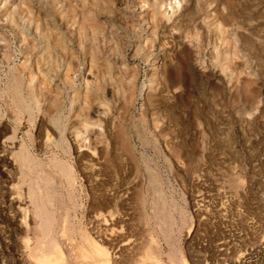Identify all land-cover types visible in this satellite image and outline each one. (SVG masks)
Here are the masks:
<instances>
[{
	"label": "rangeland",
	"instance_id": "obj_1",
	"mask_svg": "<svg viewBox=\"0 0 264 264\" xmlns=\"http://www.w3.org/2000/svg\"><path fill=\"white\" fill-rule=\"evenodd\" d=\"M39 1L3 0L2 9L49 21L61 56L77 59L67 80H86L88 69L105 79V114L81 126L64 92L60 127L48 130L36 108L19 113L15 76L24 89L29 72L50 92L62 83L43 77L30 34L0 17V264H264V0H64L63 21L83 24L96 54L65 30L61 0ZM40 169L55 177L56 195Z\"/></svg>",
	"mask_w": 264,
	"mask_h": 264
},
{
	"label": "bare ground",
	"instance_id": "obj_2",
	"mask_svg": "<svg viewBox=\"0 0 264 264\" xmlns=\"http://www.w3.org/2000/svg\"><path fill=\"white\" fill-rule=\"evenodd\" d=\"M41 1V0H40ZM39 1V2H40ZM44 3V2H43ZM60 12H59V18L60 20L62 19V16H66L71 12V9L68 8V4L65 5V1L61 0L60 2ZM3 0H0V17L2 18V20L6 22H9L10 25L14 26V27H18L20 28V30L26 31L30 34L31 38L34 40L35 42V51L34 53H36L37 58H38V66L41 67V71L43 72V77L44 78H57L55 79L57 81V83H62V85L60 86V88H55L52 92L48 91V89H44L42 86H36V83H38L36 81V75L32 72H29V70L27 72H29V79L27 78V83L25 89L22 87L23 85V81L20 79L19 76H15L14 80H13V84L11 89L10 94H12V98L13 101L12 103H14L15 108L17 109V111L20 113H25L27 114L29 117L32 115V108H36L37 112H38V116L40 118V123H42L43 125H45L48 130H49V126L51 125H55V126H59V112L61 111L62 105H63V99L61 97V94L67 93V95L69 96V100H70V113H71V118H73L75 120V122H79L82 123L81 126L83 125V127L87 126V119L90 115H101V114H105L102 109V106H100L99 103H101L100 99H101V90L103 89L104 83L103 80H105L104 78H98L99 76L95 75L97 74V72L94 73H90V69H88V73L86 72V75L84 78H87L84 81H81L78 84L73 85L72 82H69L68 79L70 78V70L69 68H71V64H76V60L71 58L68 60L65 57L63 58L61 56L63 52V47H61V42L62 40H60V36L57 35L55 33V31H53V29L49 26V21L47 19L42 20H37L32 18H21L18 15L17 16H12L9 17V15L7 14V12L5 10L2 9L3 6ZM42 4V3H41ZM150 17L153 20H158L159 18V3L158 1H151L150 5ZM64 8V9H63ZM101 10H103L102 8H100ZM8 10V9H7ZM15 12V11H14ZM85 13V12H84ZM89 13V12H88ZM13 14V13H12ZM46 18V16H45ZM63 21V19H62ZM73 23L69 22L68 20L63 21V26L65 27V30L69 31V33L73 34L72 29L76 28V33L77 35L82 39V41L85 43V47H87V49L89 50V52H91L92 54H96L95 49L87 43V37H88V33H87V29L83 24H80V26L78 27V25L76 24L74 25V21L72 20ZM89 23V22H88ZM73 24V25H72ZM91 25V24H90ZM89 25V26H90ZM94 27V25H91ZM5 28V27H4ZM12 28V27H11ZM89 28V27H88ZM19 30V31H20ZM90 33V32H89ZM27 36V35H25ZM70 36V35H69ZM24 38V37H23ZM100 38V37H99ZM77 39V38H76ZM28 40V39H27ZM21 41V39L19 40ZM24 41V40H23ZM81 41V40H80ZM22 42V41H21ZM78 42V41H77ZM33 43V41H32ZM63 44V43H62ZM32 45V44H31ZM243 45L244 47H248L250 48L252 46V44L249 41H243ZM24 47V46H23ZM102 48V47H101ZM19 49H21L19 47ZM132 49V48H131ZM28 50V49H27ZM26 49H24V51H27ZM7 53V52H6ZM29 53V52H28ZM116 53V52H115ZM30 54V53H29ZM27 55V53L25 54ZM32 55V54H31ZM66 55V54H64ZM63 55V56H64ZM60 58L61 63L58 61V59ZM24 60V59H23ZM92 60V59H90ZM69 61V62H68ZM59 62V63H58ZM88 62V61H87ZM98 62V61H97ZM80 63V62H79ZM89 63V62H88ZM64 64V65H63ZM66 64V65H65ZM28 65V64H27ZM88 65V64H87ZM95 65V64H94ZM98 65V64H97ZM101 65V64H100ZM99 65V66H100ZM77 66V65H76ZM85 66V65H84ZM83 66V67H84ZM90 66V65H89ZM29 67V66H28ZM74 67V66H73ZM78 67V66H77ZM88 67V66H87ZM109 67V66H108ZM86 69V67H84ZM89 68V67H88ZM19 69V68H18ZM22 71L24 72L26 68V65H23L21 67ZM105 69V68H104ZM103 69V70H104ZM100 70V69H99ZM20 71V69H19ZM76 71V69H75ZM98 71V70H97ZM99 72V71H98ZM20 73V72H18ZM16 74V73H15ZM21 74V73H20ZM24 74V73H23ZM111 74L110 69L106 70L104 72V75L109 76ZM38 75V73H37ZM73 75V74H72ZM101 77V76H100ZM42 78V77H41ZM68 79V80H67ZM80 79V78H79ZM47 80V79H46ZM52 80V79H51ZM62 81V82H61ZM107 81V80H106ZM41 82V81H40ZM48 83V82H47ZM53 83V82H52ZM41 84V83H39ZM38 84V85H39ZM44 84V83H43ZM103 84V85H102ZM46 85V84H45ZM43 85V86H45ZM109 85V84H108ZM11 86V85H10ZM47 86V85H46ZM49 86V85H48ZM54 86V85H53ZM52 88V87H51ZM107 88V87H106ZM110 88V87H109ZM112 88V87H111ZM110 88V89H111ZM9 89V90H10ZM50 89V88H49ZM53 89V88H52ZM108 90V89H107ZM128 93V92H127ZM116 95V94H115ZM128 95V94H127ZM103 96V95H102ZM113 97V96H112ZM111 98V100L114 98ZM118 97V96H117ZM119 99V98H118ZM131 95L129 94V96L126 97V102L127 104L130 103L131 101ZM113 102H115L114 100H112ZM69 102V101H68ZM125 102V103H126ZM103 103V101H102ZM110 104V103H109ZM104 105V104H103ZM65 107V105H64ZM63 111V110H62ZM65 111V110H64ZM103 112V113H102ZM124 112V111H122ZM102 116V115H101ZM24 117V116H23ZM93 117V116H92ZM35 118V117H34ZM90 118V117H89ZM99 118V117H98ZM118 118V117H117ZM28 119V118H27ZM72 119V120H73ZM100 119V118H99ZM102 119V118H101ZM26 120V119H25ZM104 120V118H103ZM105 120H108L105 118ZM104 120V121H105ZM113 120V119H112ZM27 121V120H26ZM109 121V120H108ZM72 122V121H71ZM76 122V123H77ZM90 123V121H89ZM110 123V122H109ZM61 124V123H60ZM99 124V123H98ZM74 125V124H73ZM80 125V124H79ZM91 125V124H90ZM103 125V124H102ZM60 127V126H59ZM63 127V126H62ZM89 127V124H88ZM45 128V127H44ZM43 128V129H44ZM58 128V127H57ZM65 128V127H64ZM72 128V126H71ZM87 128V127H86ZM104 128V127H103ZM46 129V128H45ZM44 129V130H45ZM66 129V128H65ZM89 129V128H88ZM91 130V129H90ZM66 131V130H65ZM64 131V132H65ZM117 133H116V137L119 139H117L119 142H121V144L125 143V133L123 131V129H121L120 127L117 128ZM72 132V131H71ZM74 132V131H73ZM72 132V133H73ZM79 132V131H78ZM75 133V132H74ZM73 133V135H74ZM67 134H69L67 132ZM114 134V133H113ZM112 135V134H111ZM110 135V136H111ZM14 136V135H13ZM62 136V135H61ZM113 136V135H112ZM70 137V136H69ZM142 137V136H141ZM76 139V138H75ZM13 140V139H12ZM15 140V138H14ZM13 140V141H14ZM61 141V140H60ZM76 141V140H75ZM65 142V141H64ZM118 142V143H119ZM12 143V142H11ZM15 144V142H13ZM75 143V142H74ZM10 144V143H9ZM103 145V144H102ZM147 145V144H146ZM12 148V147H11ZM125 148V147H124ZM20 149V148H19ZM104 149V148H103ZM126 149V148H125ZM25 150V149H24ZM8 151V150H7ZM12 151V150H11ZM10 151V152H11ZM16 151V150H15ZM20 153H16L18 154V158L21 161V163H27L29 162V159L27 160V155L24 153V151L19 150ZM8 153V152H7ZM5 154V156H7L8 154ZM14 154V153H13ZM29 156V155H28ZM8 158V157H7ZM6 158V159H7ZM12 158V157H11ZM54 162V161H53ZM31 163V160L29 162V164ZM33 163V162H32ZM31 163V164H32ZM57 163V161H56ZM55 163V164H56ZM18 165V164H17ZM36 165V164H35ZM59 165V164H58ZM57 165V166H58ZM16 166V165H15ZM62 166V165H61ZM31 167V166H28ZM33 167V166H32ZM36 167V166H35ZM41 168V166H38ZM36 167V168H38ZM63 167V166H62ZM66 167V166H64ZM138 167V166H137ZM18 168H20V166H18ZM56 168V166H55ZM54 168V169H55ZM58 168V167H57ZM61 168V167H60ZM30 170L32 168H29ZM39 169V168H38ZM44 170V168H42ZM47 169V168H46ZM65 169V168H64ZM63 169V170H64ZM67 169V168H66ZM91 169V168H90ZM28 170V169H27ZM37 170V169H36ZM58 170V169H57ZM19 171V170H18ZM38 171V170H37ZM62 171V170H60ZM59 171V172H60ZM28 172V171H27ZM32 171L28 172V175L26 177H28ZM41 172V169H40ZM43 173L41 172L40 175L38 176L39 181L42 180V182L44 183L45 187L48 188V190L50 191V193L48 194H52V188L56 185L54 183L55 177H51L50 174H48L49 172L51 173V171H47L45 170ZM48 172V173H47ZM58 172V173H59ZM67 172V171H65ZM64 172V173H65ZM56 173V172H55ZM63 173V172H62ZM61 173V174H62ZM63 173V174H64ZM27 174V173H26ZM58 175V174H57ZM66 175V174H65ZM32 177V175H30ZM35 176V175H34ZM33 176V177H34ZM53 176V175H52ZM64 176V175H63ZM73 177V176H72ZM54 178V179H53ZM28 179V178H27ZM30 179V178H29ZM28 179V180H29ZM67 179V178H66ZM22 180V179H21ZM30 180H33L30 179ZM37 180V179H35ZM34 181V180H33ZM73 182V181H72ZM153 185L156 181L152 180ZM38 183V182H37ZM42 183V185H43ZM34 184V183H33ZM32 184V185H33ZM41 184V183H40ZM58 184V183H57ZM30 188V196L31 199L33 200L32 202H35L37 205V211L36 213L38 214V216L41 218L40 222L42 225V229H44L45 231L48 228V224H49V216L47 215L46 217V213L44 211V207L41 203V197L39 198L36 195V191L32 188ZM39 184H34L33 187H35ZM61 187V186H60ZM59 187V188H60ZM152 187V186H151ZM157 187V186H156ZM27 188V187H26ZM42 188V187H41ZM44 188V186H43ZM40 189V188H39ZM51 189V190H50ZM56 189V188H55ZM152 189H154V186L152 187ZM155 190V189H154ZM52 191V193H51ZM152 192V191H151ZM154 192V191H153ZM58 193V192H57ZM161 193V192H160ZM38 194V192H37ZM47 194V193H46ZM55 194V193H53ZM52 194V195H53ZM61 194V193H59ZM153 194V193H152ZM155 194V193H154ZM56 195V194H55ZM159 195V196H158ZM158 195L155 196L154 200V204H152L154 206V208L158 209L159 211L165 207V202L162 200V198L160 197V194L158 193ZM47 198L50 196L46 195ZM44 197V196H43ZM28 198V197H27ZM44 199V198H43ZM139 199V198H138ZM152 199V200H153ZM44 202V201H42ZM153 202V201H152ZM54 203V202H52ZM58 203V202H56ZM49 205V204H48ZM60 204H58L59 206ZM34 206V205H32ZM45 206V205H44ZM63 206V205H62ZM36 207V206H35ZM152 207V206H151ZM56 208V207H55ZM46 209V208H45ZM59 209V208H58ZM155 209V210H156ZM165 209V208H164ZM48 210V209H47ZM51 210V209H50ZM51 213V212H49ZM35 214V213H34ZM69 214V213H68ZM63 215V214H62ZM159 217H157V219L159 218L161 221L166 223V220L164 218V216H162V213H158ZM157 215V216H158ZM35 216V215H34ZM66 216V215H65ZM68 216V215H67ZM98 216H100L98 214ZM101 217V216H100ZM36 218V217H35ZM55 218V217H54ZM66 218V217H65ZM69 218V217H68ZM106 218V217H105ZM167 218V217H166ZM99 219V218H98ZM168 219V218H167ZM61 220V219H60ZM97 220V219H96ZM169 220V219H168ZM39 221V220H38ZM66 221V220H64ZM95 221V220H94ZM102 221V219L100 220ZM98 222V221H96ZM103 222V221H102ZM170 222V221H168ZM100 223V222H99ZM137 223V222H136ZM157 223V222H156ZM165 225V224H164ZM163 225V226H164ZM40 226V225H39ZM41 227V226H40ZM165 229V228H164ZM43 230V231H44ZM42 231V230H41ZM42 231V232H43ZM49 232V231H48ZM108 232V231H107ZM168 237V236H167ZM167 239V238H166ZM170 240V239H169ZM168 241V240H167ZM40 247V246H39ZM43 248V246L41 245V249ZM39 249V250H41ZM43 251V250H42ZM174 252V251H173ZM176 257V256H175ZM44 260V259H43ZM59 260V259H58ZM45 261V260H44ZM46 262H53V257L52 255H49V259ZM109 262V261H107ZM107 262H103V264H107ZM55 263V262H54ZM53 264V263H52Z\"/></svg>",
	"mask_w": 264,
	"mask_h": 264
}]
</instances>
